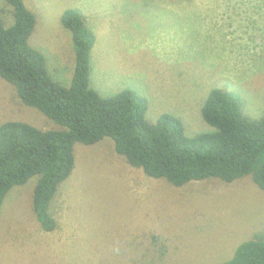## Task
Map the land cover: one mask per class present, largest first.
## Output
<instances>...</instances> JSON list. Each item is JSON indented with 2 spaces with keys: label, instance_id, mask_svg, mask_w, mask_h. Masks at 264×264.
I'll list each match as a JSON object with an SVG mask.
<instances>
[{
  "label": "rangeland",
  "instance_id": "1",
  "mask_svg": "<svg viewBox=\"0 0 264 264\" xmlns=\"http://www.w3.org/2000/svg\"><path fill=\"white\" fill-rule=\"evenodd\" d=\"M34 14L28 43L52 79L70 86L74 51L61 23L79 9L93 30L88 83L101 96L134 88L145 118L178 117L187 135L209 130L200 108L229 82L251 118L264 116V0H23ZM4 27L11 6L0 0ZM58 124L18 98L0 77V123ZM75 164L52 198V231L32 211L35 176L0 206V264H212L264 232V190L244 175L176 187L146 176L114 151L109 137L73 145Z\"/></svg>",
  "mask_w": 264,
  "mask_h": 264
},
{
  "label": "trees",
  "instance_id": "2",
  "mask_svg": "<svg viewBox=\"0 0 264 264\" xmlns=\"http://www.w3.org/2000/svg\"><path fill=\"white\" fill-rule=\"evenodd\" d=\"M13 23L0 19V77L11 83L20 101L58 124L39 129L20 120L0 123V206L11 187L35 176L32 211L41 228L56 221L49 205L59 184L75 164L73 145H91L104 137L126 162L154 179L179 187L192 180L230 182L250 175L264 190V116L242 114V96L229 82L213 87L200 108L210 129L190 136L182 121L169 113L153 123L145 118L147 99L134 88L101 96L88 83L89 56L95 41L86 16L67 8L61 23L72 38L74 69L70 86L54 81L43 54L28 43L34 14L23 0H5ZM212 264H264V232L241 242L233 255Z\"/></svg>",
  "mask_w": 264,
  "mask_h": 264
}]
</instances>
